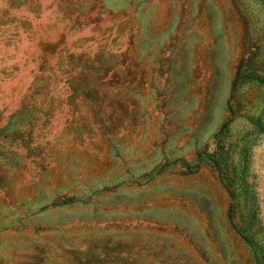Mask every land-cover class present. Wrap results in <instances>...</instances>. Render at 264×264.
Returning a JSON list of instances; mask_svg holds the SVG:
<instances>
[{"label": "rangeland", "instance_id": "rangeland-1", "mask_svg": "<svg viewBox=\"0 0 264 264\" xmlns=\"http://www.w3.org/2000/svg\"><path fill=\"white\" fill-rule=\"evenodd\" d=\"M45 1L64 50L0 76V264H264V0Z\"/></svg>", "mask_w": 264, "mask_h": 264}, {"label": "crops", "instance_id": "crops-1", "mask_svg": "<svg viewBox=\"0 0 264 264\" xmlns=\"http://www.w3.org/2000/svg\"><path fill=\"white\" fill-rule=\"evenodd\" d=\"M8 6L6 10L10 12V18L15 20L13 25L15 28L21 26V30L0 39V62H3L0 76L6 80L24 70L23 63L19 64L20 62L32 61L39 64L42 60L46 64V59H54L66 46L70 26V23L64 25L67 18L56 16L46 19L51 3L45 0H37L36 5L35 0H22L19 5L13 1ZM7 62L11 64L6 65ZM42 68V65L36 68L37 76L33 74L35 70L32 72L33 82L44 77Z\"/></svg>", "mask_w": 264, "mask_h": 264}, {"label": "trees", "instance_id": "trees-1", "mask_svg": "<svg viewBox=\"0 0 264 264\" xmlns=\"http://www.w3.org/2000/svg\"><path fill=\"white\" fill-rule=\"evenodd\" d=\"M247 75H250V80H259V81H263V80H261L258 76H254L248 69L243 73V74H241L238 78H237V81L239 80V79H242V78H244V77H246ZM222 151V150H221ZM220 154H221V152H220ZM208 155H210L211 157H213L212 158V160L214 161V163H215V165H216V167L219 169V171H220V178H221V182L223 183V185L225 186V187H227V182H226V179H225V174H224V172L222 171V167H221V163H220V159L217 157V155H214V154H208ZM247 240H248V238H246Z\"/></svg>", "mask_w": 264, "mask_h": 264}]
</instances>
